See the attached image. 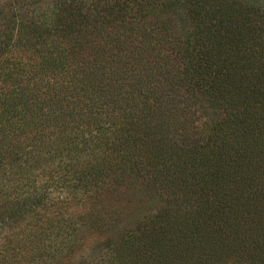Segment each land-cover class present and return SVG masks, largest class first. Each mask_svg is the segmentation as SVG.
<instances>
[{
	"label": "trees",
	"instance_id": "16d2710c",
	"mask_svg": "<svg viewBox=\"0 0 264 264\" xmlns=\"http://www.w3.org/2000/svg\"><path fill=\"white\" fill-rule=\"evenodd\" d=\"M24 259L264 264V0H0V264Z\"/></svg>",
	"mask_w": 264,
	"mask_h": 264
},
{
	"label": "rangeland",
	"instance_id": "374dc122",
	"mask_svg": "<svg viewBox=\"0 0 264 264\" xmlns=\"http://www.w3.org/2000/svg\"><path fill=\"white\" fill-rule=\"evenodd\" d=\"M40 213H39V215L42 213V211H39ZM44 213V212H43ZM44 221V217H42V220H41V222L39 223V225H37V228H38V231L36 232L37 234H39L41 231H43L44 230V228H43V224H42V222ZM30 228H26V229H24L25 231H27V230H29ZM34 230H36V227H34ZM25 255H29L30 256V251H26L25 253H24V255L23 256H25ZM23 264H27L26 263V259H24L23 260Z\"/></svg>",
	"mask_w": 264,
	"mask_h": 264
}]
</instances>
